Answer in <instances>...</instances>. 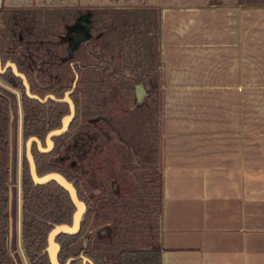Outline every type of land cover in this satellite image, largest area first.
Wrapping results in <instances>:
<instances>
[{
  "label": "crops",
  "instance_id": "1",
  "mask_svg": "<svg viewBox=\"0 0 264 264\" xmlns=\"http://www.w3.org/2000/svg\"><path fill=\"white\" fill-rule=\"evenodd\" d=\"M246 1L0 0L86 27L158 11L161 264H264V0Z\"/></svg>",
  "mask_w": 264,
  "mask_h": 264
},
{
  "label": "trees",
  "instance_id": "2",
  "mask_svg": "<svg viewBox=\"0 0 264 264\" xmlns=\"http://www.w3.org/2000/svg\"><path fill=\"white\" fill-rule=\"evenodd\" d=\"M240 1L243 4L247 2ZM18 10L21 9L0 7V15L6 27V32L0 33L2 65L8 60L14 62L18 71L26 76L30 91L40 97L48 93L62 97L64 91L70 89L75 80L70 93L75 105V115L67 131L52 137L54 147L49 152H40L35 142L31 146L37 174L42 175L50 171L61 173L73 183L78 197L86 204L79 231L72 235L60 233L56 236V241L60 244L58 261L64 263L67 258L74 257L70 264H75L79 255L83 254L90 258L93 264H161V249L158 246L162 198L161 174L157 140L153 131L154 121L158 116L157 83L161 65L158 11L143 8L125 9L116 17L114 14V17L108 19L103 14L104 21L103 18L101 20L103 31L99 30L100 33L95 38L97 41L102 39L106 54L91 52L93 56H90L91 53L76 50L73 57H65L64 65L57 67L64 69L66 75L60 73L58 79L61 83L55 86L58 79H52L55 66L54 50H49L48 45L34 44L40 49L25 46L20 40L22 36L19 37L20 34L15 33L17 17L14 13ZM33 28L35 27L32 26L29 31L32 32ZM11 42L14 44L9 49ZM58 47L61 48V44ZM31 49L36 51L29 53L28 50ZM43 49L45 53L40 54ZM118 50L123 56L128 75L116 72L109 76L107 72ZM94 58L97 61L91 63ZM37 62L42 71L40 79L33 73ZM0 77L21 92V128L24 142L34 135L44 145L46 133L59 127L62 116L68 113L67 103L52 99L42 103L27 97L21 79L13 74L10 67L0 73ZM119 77L123 80L120 83L121 88L129 90L134 80L143 78L148 111L143 128L150 144V154L145 161L133 164V169L137 172L133 188L125 192L111 193L108 183L102 180L95 186L98 191L93 193L91 185L94 182L84 181L81 174L65 167L56 156L71 134L83 127L81 121L94 120L103 114L110 101L109 88L105 82ZM10 114L9 97L0 89V264H16L15 256L8 246ZM106 130L108 133L109 130ZM88 150L89 144L84 142L77 147L76 154L80 159H84ZM130 168L132 169V165ZM20 181L21 244L29 264H50L44 250L47 233L54 224H70L75 207L68 192L55 181L33 183L24 151ZM100 223L104 227L98 229V237L94 238L91 229Z\"/></svg>",
  "mask_w": 264,
  "mask_h": 264
},
{
  "label": "rangeland",
  "instance_id": "3",
  "mask_svg": "<svg viewBox=\"0 0 264 264\" xmlns=\"http://www.w3.org/2000/svg\"><path fill=\"white\" fill-rule=\"evenodd\" d=\"M15 14V15H14ZM13 15L17 17L15 33L20 34L19 37L25 46L40 49L36 45H48L49 50H60L67 57H73L74 52L92 51L100 55L104 53V42L102 39L95 38L96 33L103 31V25L96 21L94 27L87 25V36L82 38L83 42L90 39L86 45L76 44L73 33L78 31V23L72 22V16L68 14H55L51 12H28L25 10H18ZM119 15L116 14L115 17ZM95 15L94 17H96ZM114 17V16H112ZM98 18V17H97ZM121 16H119L120 20ZM95 19V18H94ZM80 22H83L81 20ZM79 22V23H80ZM34 26L30 32V28ZM98 27V28H97ZM120 27V25H119ZM28 30V31H27ZM109 31V29H108ZM122 31V29H121ZM6 32V27L0 15V33ZM51 33V34H50ZM17 36V35H16ZM71 41L72 45H67ZM78 41V40H77ZM97 41V42H96ZM62 43V44H61ZM81 43V42H80ZM98 43V44H95ZM14 42L9 43L8 48L13 47ZM36 44V45H34ZM61 44V48L58 46ZM76 48V49H75ZM36 49L28 50L29 53L35 52ZM70 49L73 50L69 51ZM40 54H44L45 50H41ZM71 52V53H70ZM78 53V52H77ZM111 68L107 74L109 76L114 73H124L125 61L122 54L116 51ZM95 63L97 61L94 58ZM109 60V59H107ZM39 62H37L38 64ZM35 65L33 69L34 75L42 77V71ZM66 75L64 69L59 70V74ZM60 76L54 75L52 79H58ZM135 85L132 88H121L120 83L123 80L119 77L116 80H107L105 83L109 88L110 101L107 104L103 114L96 117L94 120L81 121L83 127L71 134L69 139L64 144L62 150L56 156L65 167L72 169L74 172L81 174L84 181L93 183V193L98 190L95 188L102 180H105L109 187V191L125 192L133 188L137 172L133 169V164L137 161H145L150 154V144L143 128V121L148 113L147 106L144 104L146 91L143 87V78L136 79ZM61 82L56 81L58 86ZM141 84V91L138 94L137 85ZM0 89H2L9 97L10 110L12 114L11 120V143H12V166H11V180L9 186L12 189V237L8 246L11 253L15 256L18 264H29L24 248L21 244V164L24 151V140L22 138V111L20 104L21 92L10 86L0 77ZM127 89V90H124ZM137 89V90H136ZM136 99L139 101H136ZM155 130L154 137L157 140V150L159 159V115L154 121ZM108 129V133L107 130ZM105 132V133H104ZM113 135L114 137H109ZM113 138V139H112ZM89 144V150L84 159H80L77 153V147L81 143ZM132 165V169L130 168ZM109 192V193H110ZM92 194V193H90ZM14 197V199H13ZM103 228L100 225L91 229L94 233V238L98 237V229ZM89 232V231H88ZM85 240V239H84ZM78 260L75 264H78Z\"/></svg>",
  "mask_w": 264,
  "mask_h": 264
},
{
  "label": "water",
  "instance_id": "4",
  "mask_svg": "<svg viewBox=\"0 0 264 264\" xmlns=\"http://www.w3.org/2000/svg\"><path fill=\"white\" fill-rule=\"evenodd\" d=\"M78 31L74 34L75 43L82 41V38H86L87 36V28H86V22H80L77 25ZM78 40V41H77ZM69 51H72L70 49ZM71 53V52H70ZM11 68V71L13 74L21 79L22 85L24 86V92L27 97L38 100L42 103L46 102L48 99H52L56 102H62L67 103L69 111L67 114L63 115L61 118V124L59 127L49 130L44 138V145L42 144L41 140L32 135L28 137L24 143V153L25 157L28 163L29 173L31 176V179L34 184H44L51 180L55 181L58 185H60L62 188H64L68 194L69 197L75 207L73 213H72V219L71 223H58L54 224L53 227L48 231L47 238H46V246L44 250L46 251L48 255V259L50 264H70V262L74 259V257H69L66 259L64 263H60L58 261V253L60 250V244L56 241V236L60 233L64 234H75L80 229V222L82 220L83 214L86 210V204L83 200H81L78 195L75 186L71 181H69L64 175L57 171H50L42 175H38L36 172V166L34 162V158L31 152V146L32 143L35 142L37 149L40 152H49L54 147V142L52 140V137L62 135L64 132L67 131L68 126L75 115V105L73 100L70 97V93L74 88L75 80L71 86L70 89L65 90L62 97H56L54 94L48 93L45 94L43 97L38 96L37 94H34L30 91V85L28 83V80L24 73L18 71L17 66L14 62L8 60L3 65L1 63V57H0V73H3L7 68ZM141 85H137V88H139L138 94L141 91ZM10 120H12V114H10ZM11 135V131H10ZM11 166H12V149H11V143H10V159H9V181L11 180ZM12 189L9 186L8 187V244L11 242L12 237ZM79 259L82 261V264H93L92 260L88 258L87 256L81 254L79 255ZM16 260V258H15ZM16 264L17 261H15Z\"/></svg>",
  "mask_w": 264,
  "mask_h": 264
}]
</instances>
